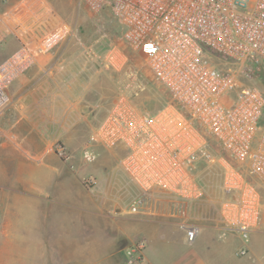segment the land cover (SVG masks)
<instances>
[{
    "label": "built area",
    "instance_id": "built-area-1",
    "mask_svg": "<svg viewBox=\"0 0 264 264\" xmlns=\"http://www.w3.org/2000/svg\"><path fill=\"white\" fill-rule=\"evenodd\" d=\"M47 1L20 0L9 19L21 48L18 58L0 67V117L11 102L8 84L17 66L41 62L70 33L65 22L54 25ZM82 2L111 12L128 45L145 56L171 96L162 109L146 114L129 93H121L83 144V162L94 163L101 148L120 147L125 154L119 166L132 184L144 192L168 190L183 202L204 194L199 165L217 163L222 225L247 243L264 213V0ZM1 35L0 30L4 39ZM210 140L222 153H214ZM56 151L72 157L61 144ZM141 202L132 204L133 211ZM181 228L190 245L201 234L200 226L186 220ZM246 253V248L240 252Z\"/></svg>",
    "mask_w": 264,
    "mask_h": 264
},
{
    "label": "crops",
    "instance_id": "crops-1",
    "mask_svg": "<svg viewBox=\"0 0 264 264\" xmlns=\"http://www.w3.org/2000/svg\"><path fill=\"white\" fill-rule=\"evenodd\" d=\"M19 2L0 0L3 41H12L9 19ZM60 47L37 64H19L8 84L11 102L0 117V264H264V213L247 243L225 232L220 214L189 221L201 227L190 245L178 222L186 211L165 196L141 212L138 204L132 209L128 184L127 201L114 190L126 182L122 174L99 172L87 187L75 147L83 146L87 125L97 126V104L71 63L58 61ZM57 143L70 159L56 154Z\"/></svg>",
    "mask_w": 264,
    "mask_h": 264
},
{
    "label": "rangeland",
    "instance_id": "rangeland-1",
    "mask_svg": "<svg viewBox=\"0 0 264 264\" xmlns=\"http://www.w3.org/2000/svg\"><path fill=\"white\" fill-rule=\"evenodd\" d=\"M49 1L56 8L63 22L70 28L68 37L59 45V47L61 46L59 51L62 53L59 54L58 61L64 56V59L71 63L72 72L76 73L75 78L84 85L85 90L92 96L91 105L97 104L96 115L93 113L96 119L94 126L100 124L109 113L113 101L124 92L129 93L137 108L146 114L159 111L171 101L168 90L151 73L145 56L128 45L123 37L120 24L111 12H96L88 8L82 0ZM11 36L12 41L7 42L3 41L5 39H0V67L19 56L21 45L13 35ZM91 112L92 108L90 107L89 113ZM92 128L94 129L88 125L85 128L82 134L84 143L91 135ZM209 143L214 153H222L217 142L210 140ZM58 144L55 145V152L61 159H65L56 151ZM81 148L77 146L75 150L86 170L85 180L89 188L96 186L99 172L115 177L122 174L126 178V182L124 181L123 185L119 187L117 185L114 190L118 196L123 195V199L127 201L131 194L128 192L126 195L127 191H124V187L128 184V190L132 188L130 192L136 201L140 200L139 197L142 198L141 201L143 202L138 204L141 212L145 206L152 208L158 206L162 200L161 195H163L169 200L170 205L174 203L177 206V210L186 211V217L182 215L181 221H178L180 226L184 220L200 223L209 216L220 214V203L224 197V192L221 187L222 169L217 163L202 162L199 165V174L205 187L204 194L194 202H183L168 190L153 189L144 192L132 184L119 166L120 159L125 154L124 149L120 147L112 150L101 148L96 161L86 164L80 154ZM89 179H93L94 184H89Z\"/></svg>",
    "mask_w": 264,
    "mask_h": 264
},
{
    "label": "trees",
    "instance_id": "trees-1",
    "mask_svg": "<svg viewBox=\"0 0 264 264\" xmlns=\"http://www.w3.org/2000/svg\"><path fill=\"white\" fill-rule=\"evenodd\" d=\"M263 85H264V79H263Z\"/></svg>",
    "mask_w": 264,
    "mask_h": 264
}]
</instances>
